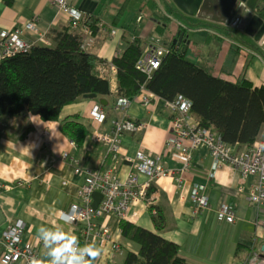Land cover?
Listing matches in <instances>:
<instances>
[{
    "label": "crops",
    "instance_id": "1",
    "mask_svg": "<svg viewBox=\"0 0 264 264\" xmlns=\"http://www.w3.org/2000/svg\"><path fill=\"white\" fill-rule=\"evenodd\" d=\"M68 1L72 7L99 19L96 33L88 32L81 24L73 26L71 16L54 0H0V30L19 27L24 37L35 44H51V30L70 27L84 41L88 51L112 62L114 56L126 49L135 37L142 40L144 55L154 45L168 47L166 41L162 42L164 34H168L171 40L178 30L173 19L181 17L172 0ZM189 18L195 23L186 27L189 43L180 44L187 45L186 56L192 52L194 57H190L191 60L225 79L238 80L244 75L254 84L264 82V47L253 39L246 43L236 37L227 24ZM29 22H34L36 27L30 29ZM111 84L115 89L116 74L113 71ZM103 97L108 101L103 103L107 112L106 123L111 124L122 117L123 112L113 107L114 98L97 94L83 95L65 105L61 118L57 120H46L28 111L3 119L0 139V264H6L3 260L6 249L3 232L19 218L26 223L23 242L33 245L47 264L49 257L39 238L41 225L62 226L71 230L81 245L85 244L81 238V224L66 223L64 219L71 204L79 199L78 189L86 181V175L76 173L75 168H98L103 162L118 165L123 171L130 168L120 159L108 156L107 145L91 137L94 123L90 110ZM128 115L135 119L151 118V123L141 135L126 133L123 151L134 154L142 149L152 155L162 153L166 166L180 165L174 163L164 149L171 108L163 98L157 96L152 99V105H146L139 96L131 101ZM66 120H76L87 128L88 134L81 146L71 143L72 137L65 129ZM47 129L53 131L52 136L44 134ZM258 138H264V125ZM65 152H69L67 158H63ZM214 168L209 147L201 144L195 166L192 171L184 173L182 185L173 177H159L153 184L154 200L164 208L166 216L165 227L160 233L183 246L181 257L187 264H226L245 260L251 246L255 244L262 249L264 244V229L257 225L259 219H264V204L255 206L248 198L259 183L258 177L246 175L228 163ZM195 181L204 183L210 196V205L203 210L196 209V204L189 198ZM223 204L234 210L235 221L219 218L218 210ZM110 224V237L121 240L122 251L133 247L130 241H125L127 238L123 233H119L116 224L112 221ZM137 224L156 230L150 211L144 212ZM96 243L103 246L104 253L94 264H114L125 259L126 255L119 256L122 251L115 257L111 255L109 239H99ZM130 250L138 251L139 244ZM21 264L24 263L21 261Z\"/></svg>",
    "mask_w": 264,
    "mask_h": 264
},
{
    "label": "trees",
    "instance_id": "2",
    "mask_svg": "<svg viewBox=\"0 0 264 264\" xmlns=\"http://www.w3.org/2000/svg\"><path fill=\"white\" fill-rule=\"evenodd\" d=\"M259 10L264 15V2ZM81 25L96 33L99 19L87 15ZM70 29L51 30V44H34L27 52L0 60V139L6 116L28 111L46 120H57L65 105L83 95L137 99L143 86L164 100L180 95L190 99L191 112L199 123L218 132L235 151L259 139L264 125V82L254 84L244 75L238 80L225 79L188 59L183 44L173 43V39L166 41L170 51L148 78L136 67L145 52L142 40L135 37L112 60L116 66L113 89L112 62L88 51L84 41ZM65 129L76 146L84 143L88 134L84 124L66 120ZM155 207L157 213L152 214L156 230L120 221L124 237L137 242L139 250H129L122 262L114 264H187L181 257L183 246L160 233L166 216L162 206Z\"/></svg>",
    "mask_w": 264,
    "mask_h": 264
},
{
    "label": "built area",
    "instance_id": "3",
    "mask_svg": "<svg viewBox=\"0 0 264 264\" xmlns=\"http://www.w3.org/2000/svg\"><path fill=\"white\" fill-rule=\"evenodd\" d=\"M62 10L71 16L73 26L79 25L83 12L72 7L68 0H54ZM87 16V15H86ZM85 19V18H84ZM83 19V20H84ZM29 28H35L34 22H29ZM47 43H49L47 41ZM35 42L23 35L19 27L3 28L0 30V60L15 56L19 52L31 50ZM170 51L166 46H152L149 52L142 56L136 67L151 77L153 72L161 65L163 58ZM116 73V67H112ZM141 99L146 104H151L157 95L142 87ZM131 98L123 96L117 101L118 105L126 110L130 106ZM171 108V126L164 138V149L180 163L177 166L166 167L163 163V154L151 155L141 150L134 154L123 151V140L126 133L143 134L149 125L150 119H135L125 115L107 124V112L101 102L95 103L90 115L92 118L91 137L96 142L107 145V155L114 160L120 159L128 164V170L123 171L118 165H107L103 162L98 168H75L76 173L85 174L86 181L78 189L79 199L71 204L67 217L72 223L81 224V238L86 242H96L99 239H109L111 242L110 253L122 249L120 239L112 240L110 221L116 224L119 233L122 232L120 221L128 220L137 223L141 215L150 211L157 213L153 194V184L159 177H173L179 185L184 183V173L193 169L194 160L201 144H207L214 158V166L226 161L247 175L258 177V185L248 196L255 206L264 204V139H258L249 147L235 151L228 145L222 136L209 127L202 126L191 112L192 101L182 95L174 100H165ZM45 135L52 136L53 131L47 129ZM75 145V140L71 138ZM166 154V155H167ZM65 152L63 158H67ZM168 155V157H170ZM170 157V158H171ZM72 158V157H71ZM172 159V158H171ZM121 163V164H122ZM214 175V172L211 176ZM100 191L103 197L97 207H94V193ZM190 200L196 204V209L203 210L210 205V196L206 193V185L195 181L189 194ZM152 209V211H151ZM219 218L229 222L235 221L234 210L223 204L218 210ZM106 220V222H104ZM259 228L264 229V219L257 221ZM26 223L19 218L14 224L3 232L5 253L3 260L6 264H32L34 259L39 264H47L37 249L23 242V232ZM264 264V255L257 251L248 254L245 260L226 264Z\"/></svg>",
    "mask_w": 264,
    "mask_h": 264
},
{
    "label": "water",
    "instance_id": "4",
    "mask_svg": "<svg viewBox=\"0 0 264 264\" xmlns=\"http://www.w3.org/2000/svg\"><path fill=\"white\" fill-rule=\"evenodd\" d=\"M181 17L175 16L178 30L173 37V43L188 44L190 37L186 27L194 25L189 17L211 20L217 24H227L236 37L250 43V39L264 47V16L260 13L262 0H172ZM185 21V22H184ZM187 49V45L183 46ZM89 95V94H88ZM91 95V94H90ZM92 95H96L93 93ZM100 101L107 104L106 98ZM103 193H94V207H97ZM264 250V244L262 246Z\"/></svg>",
    "mask_w": 264,
    "mask_h": 264
},
{
    "label": "clouds",
    "instance_id": "5",
    "mask_svg": "<svg viewBox=\"0 0 264 264\" xmlns=\"http://www.w3.org/2000/svg\"><path fill=\"white\" fill-rule=\"evenodd\" d=\"M64 219L66 223L70 222V218ZM39 238L46 249L49 264H94L104 253L102 245H97L94 241L81 245L79 238L71 230L55 224L41 225ZM32 264H39V261L34 259Z\"/></svg>",
    "mask_w": 264,
    "mask_h": 264
},
{
    "label": "rangeland",
    "instance_id": "6",
    "mask_svg": "<svg viewBox=\"0 0 264 264\" xmlns=\"http://www.w3.org/2000/svg\"><path fill=\"white\" fill-rule=\"evenodd\" d=\"M71 24H72V23H71ZM75 26H77V25H75ZM169 37H170V36H169L168 34H164V37H163L162 42L165 43V41H169V40H170ZM172 39H173V38H172ZM183 42H184V41H183ZM154 46H163V45H154ZM169 48H170V47H169ZM186 57H187L188 59H190V57H194V54H193L192 52H188ZM113 66H115L114 63H113V62L110 63V66H109V67H110L111 69H110V68H109V69L112 70V67H113ZM115 67H116V66H115ZM121 97H123V96H121ZM119 98H120V97H118V98L115 99V102H114V106H113V107L116 108V109H118V110H120V111H122V112H123V116L128 115L129 107H128L126 110L122 109V108L118 105V103H117V101L119 100ZM133 100H134V99H131V101H133ZM131 101H130V102H131ZM142 101L144 102L143 99H142ZM100 102H101V101H100ZM101 103H102V102H101ZM144 104H146V103L144 102ZM102 105H103V107H104V104H103V103H102ZM146 105H152V102H151V104H146ZM167 106H168V105H167ZM168 107H169V106H168ZM123 116H122V117H123ZM171 117H172V113H171V115H170V119H169V120H170V126H171ZM145 119H150V120H149V124L151 123V118H145ZM148 126H149V125H148ZM170 126H169V127H170ZM260 139H261V138H260ZM262 139H264V138H262ZM199 148H200V147H199ZM139 150L145 152V151L142 150V149H139ZM198 151H199V150H198ZM146 153H148V152H146ZM148 154H150V153H148ZM158 154H162V153H158ZM158 154H157V155H158ZM164 154H165V153H164ZM197 154H198V153H197ZM151 155H152V154H151ZM167 155L170 156V154H167ZM154 156H155V155H154ZM170 157H171V156H170ZM171 158H172V161H173L174 163H176V160H175L173 157H171ZM196 158H197V157H196ZM195 161H196V160H194V163H193V164H195ZM222 163H227V162L224 161V162H222ZM163 164H164V163H163ZM228 164H229V163H228ZM164 165H165V164H164ZM165 166H166V165H165ZM166 167H170V166H166ZM234 168H236V167H234ZM236 169H237V168H236ZM242 173H244V172H242ZM244 174H245V173H244ZM246 175H247V174H246ZM175 180H176V179H175ZM176 181H177V180H176ZM261 205H262V204H261ZM232 222H233V221H232ZM125 241H126V242L130 241V243H131L132 246H133V247H131L132 249H135V244H136V245L138 244L137 242L132 241V240H130V239H126ZM122 245H123V243H122ZM123 248H124V247H122V249L119 250L118 252H115L114 256H113V255H112V256H113V257L117 256V255L119 254V252H121V251L123 250ZM131 248H130V249H131ZM130 249H129V250H130ZM129 250L126 249V250L122 251V253H121L119 256H120V257H123V256L125 257V255H127V253H128ZM250 251H251V252H253V251L256 252V251H257V252L260 253L261 255H264V250H263V249H259V248H258V250H257L255 244L251 247ZM249 253H250V252H249ZM246 258H247V257H246ZM246 258H245V259H246ZM123 259H124V258H123ZM119 260H121V258H120ZM122 261H123V260H122ZM243 264H245V263H243Z\"/></svg>",
    "mask_w": 264,
    "mask_h": 264
},
{
    "label": "bare ground",
    "instance_id": "7",
    "mask_svg": "<svg viewBox=\"0 0 264 264\" xmlns=\"http://www.w3.org/2000/svg\"><path fill=\"white\" fill-rule=\"evenodd\" d=\"M84 18H86V14L83 12V15H82L81 20L79 21V24H81L83 22ZM5 129H7V128L5 127Z\"/></svg>",
    "mask_w": 264,
    "mask_h": 264
},
{
    "label": "flooded vegetation",
    "instance_id": "8",
    "mask_svg": "<svg viewBox=\"0 0 264 264\" xmlns=\"http://www.w3.org/2000/svg\"><path fill=\"white\" fill-rule=\"evenodd\" d=\"M262 2H263V0H262Z\"/></svg>",
    "mask_w": 264,
    "mask_h": 264
}]
</instances>
